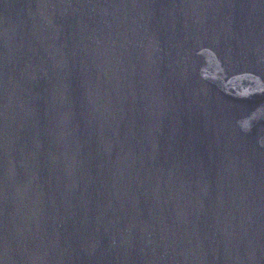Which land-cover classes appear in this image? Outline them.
<instances>
[{
	"label": "water",
	"instance_id": "obj_1",
	"mask_svg": "<svg viewBox=\"0 0 264 264\" xmlns=\"http://www.w3.org/2000/svg\"><path fill=\"white\" fill-rule=\"evenodd\" d=\"M0 264H264V0H0Z\"/></svg>",
	"mask_w": 264,
	"mask_h": 264
}]
</instances>
